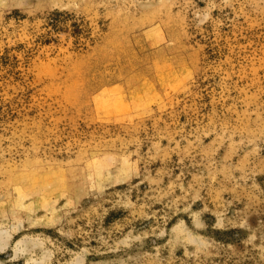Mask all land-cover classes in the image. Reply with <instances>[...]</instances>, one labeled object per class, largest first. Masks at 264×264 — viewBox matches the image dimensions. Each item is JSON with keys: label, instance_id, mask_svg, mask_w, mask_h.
I'll return each mask as SVG.
<instances>
[{"label": "rangeland", "instance_id": "obj_1", "mask_svg": "<svg viewBox=\"0 0 264 264\" xmlns=\"http://www.w3.org/2000/svg\"><path fill=\"white\" fill-rule=\"evenodd\" d=\"M0 264H264V0H0Z\"/></svg>", "mask_w": 264, "mask_h": 264}]
</instances>
